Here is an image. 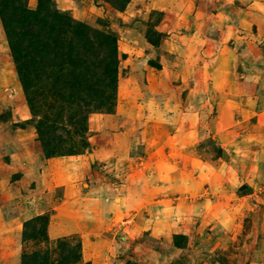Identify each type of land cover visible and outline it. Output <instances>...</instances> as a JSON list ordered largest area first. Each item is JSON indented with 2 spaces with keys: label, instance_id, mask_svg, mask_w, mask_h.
<instances>
[{
  "label": "rangeland",
  "instance_id": "374dc122",
  "mask_svg": "<svg viewBox=\"0 0 264 264\" xmlns=\"http://www.w3.org/2000/svg\"><path fill=\"white\" fill-rule=\"evenodd\" d=\"M43 5L116 37V88L111 111L86 113L82 128L56 100L30 113L0 21V162L32 136L62 149L52 164L79 171L65 200L62 186L42 184L39 215L62 219L22 235L23 222L15 264L58 252V239L63 264H264V33L253 26L264 0ZM80 215L77 234H48Z\"/></svg>",
  "mask_w": 264,
  "mask_h": 264
},
{
  "label": "trees",
  "instance_id": "16d2710c",
  "mask_svg": "<svg viewBox=\"0 0 264 264\" xmlns=\"http://www.w3.org/2000/svg\"><path fill=\"white\" fill-rule=\"evenodd\" d=\"M44 1L38 0L37 7L30 9L26 0H0V21L9 53L30 113L35 114L33 103L37 99L56 100L60 102L58 107H66V112L76 114L72 121L82 128L86 113L100 109L108 113L111 111L112 102L106 103V100L109 98L112 101L115 96L117 39L112 33L73 18L69 12L44 6ZM112 2L118 4V10H122L128 0ZM35 86L37 90L40 88L39 93ZM108 89L111 92L109 96L106 95ZM39 122L35 129L41 136L43 128H39L42 124L40 119ZM61 150L57 145L44 147L42 151L47 158ZM47 219L37 215L24 221L22 235L27 229L34 228L37 221L45 220L46 223ZM67 243L65 239H58L55 244L58 252L42 249L31 255L24 254L21 262L63 264L70 253L67 251L61 255L68 248ZM78 249L79 246L77 252ZM54 252L58 254L55 257ZM77 256L79 253L75 254L73 261L78 260Z\"/></svg>",
  "mask_w": 264,
  "mask_h": 264
},
{
  "label": "crops",
  "instance_id": "0c3cea01",
  "mask_svg": "<svg viewBox=\"0 0 264 264\" xmlns=\"http://www.w3.org/2000/svg\"><path fill=\"white\" fill-rule=\"evenodd\" d=\"M29 1L31 2L30 7L33 8L35 5L34 0H28V3ZM254 14H256V12H253V15ZM260 20L264 22V16L261 17ZM253 23L254 29L258 34L264 33L263 23L262 25H259L260 23L255 21H253ZM19 140L21 143H18L17 149H19L21 153H11V155L5 157L2 163L0 162V183L6 185V188L0 190V264H15L17 258L16 254L18 252L17 245L21 243L19 236L22 223L34 216L42 214L43 211H39L42 199L40 190L42 184L43 186L46 185V188L47 186L50 187L49 184L62 186L61 200H65L69 195L67 192L68 185L73 184L76 182V179L79 178V175H77V173H79L78 169L75 173L72 167L66 166L65 168L60 164H52V159L46 158L43 155L39 142L34 141L35 138L32 136L25 138L19 137ZM30 167H32L30 171L32 177L34 178V175H36L37 178L39 177V180L34 181V179L26 177ZM45 170L48 171V178H43V180L40 181L41 177L46 175ZM28 175H30V173ZM32 182L35 184L32 185ZM7 184L9 186H7ZM12 188H14V191H12ZM37 193H39L38 196ZM69 203L71 202L68 201L65 205ZM53 217L56 218L54 219L55 223L57 219L58 221L62 219L58 215V211L50 213L48 216L50 225V220ZM74 223V227H84V225H88L86 221H83L82 215L76 217ZM54 227V225L50 228L48 226V234L52 232L51 236L53 238L77 234L78 232L76 231L77 227L69 229V231H63L68 229V226L63 228L65 226L62 224Z\"/></svg>",
  "mask_w": 264,
  "mask_h": 264
}]
</instances>
